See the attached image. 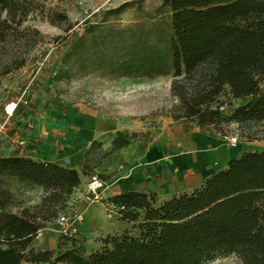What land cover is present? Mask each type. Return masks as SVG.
Returning a JSON list of instances; mask_svg holds the SVG:
<instances>
[{"label": "trees", "instance_id": "obj_1", "mask_svg": "<svg viewBox=\"0 0 264 264\" xmlns=\"http://www.w3.org/2000/svg\"><path fill=\"white\" fill-rule=\"evenodd\" d=\"M159 2L171 14L169 31L151 30L156 40L147 41L141 50L133 48L126 58L100 70L121 78L173 77L171 94L180 104L177 115L171 116L174 121L211 127L222 137H227L233 122L250 131L262 125V131L245 138L260 133L264 140V0ZM37 8L36 0H0V41L13 27L21 28ZM82 45L83 41L73 44L60 79L70 80L79 71L71 60ZM24 66V60L14 63L0 71V77ZM224 94L230 102L252 99L232 117H225L221 106L214 107ZM139 137L117 133L107 151L94 141L85 153L82 174L94 175L107 157ZM5 178L42 188L45 196L40 204L14 212ZM80 185L81 173L76 169L1 157L0 264H205L228 255L242 264H264V152L244 154L200 189L176 195L160 206L155 194L127 192L114 198L111 204L125 208L120 214L139 226L140 238L129 232L108 237L104 247L92 253L75 236L63 237L57 250L33 249L46 225L68 211Z\"/></svg>", "mask_w": 264, "mask_h": 264}, {"label": "rangeland", "instance_id": "obj_2", "mask_svg": "<svg viewBox=\"0 0 264 264\" xmlns=\"http://www.w3.org/2000/svg\"><path fill=\"white\" fill-rule=\"evenodd\" d=\"M36 3L38 8L23 26L19 29L13 27L5 41H0V71L25 61L24 67L0 77V126L6 124L0 129V158H28V148L36 145L35 142L27 141L21 145V140H8L6 134H10L12 125H37L42 118L54 124L68 114H97L107 120L121 117L126 121L141 120L148 124L158 118L177 115L180 104L170 90L173 77L121 78L117 73L100 70L102 66L108 69L109 64L126 58L133 48L141 50L147 41L156 40L157 35H150L151 30L156 29L159 34L160 30L169 31L171 14L161 7L159 0H36ZM35 30L38 35L33 32ZM79 41H83L81 51L71 60V63H77L79 71L70 80L60 79L64 59L73 44ZM24 93L27 103H21L14 117L7 120L6 106L18 101ZM251 99L230 102L224 94L214 107L221 106L223 115L232 117ZM29 129L27 126L19 133L21 139L27 140ZM262 129L260 125L250 131L233 122L226 134L228 138L237 137L239 145L248 142L253 151L264 152L260 133L254 138H245ZM112 137L106 135L103 140H97H101L104 151H107L104 145ZM139 138L149 139L145 134H140ZM104 163L94 175L105 177L101 174ZM5 180V187L13 194L11 210L14 212L40 204L45 196L42 188L27 186L16 179ZM46 227L58 230L56 222ZM129 233L132 237H141L137 224ZM51 234L50 231L47 235L41 231L32 248L48 251L44 249ZM205 264L242 263L235 255H228Z\"/></svg>", "mask_w": 264, "mask_h": 264}, {"label": "crops", "instance_id": "obj_3", "mask_svg": "<svg viewBox=\"0 0 264 264\" xmlns=\"http://www.w3.org/2000/svg\"><path fill=\"white\" fill-rule=\"evenodd\" d=\"M45 119L37 125H12L6 138L12 142L21 140V145L35 142V147L27 150L28 158L34 161L57 164L81 173V185L71 196L68 211L84 213V220L74 221L71 229L73 236L85 241L89 253L103 248V241L108 237H121L135 226L124 221L121 214L109 217L103 205L88 206L83 200L89 176L83 175L81 169L85 153L94 141L117 133L149 137L132 141L103 162L101 174L107 179L100 178L106 184L104 198L110 203L124 193L138 192L157 195L160 206L176 195L200 189L207 179L228 170L231 161L255 152L248 142L231 148L228 137L220 136L211 127L183 119L174 121L171 117L158 118L150 124L121 117L107 120L97 114H68L54 124ZM27 126L30 128L27 140L21 139L19 133ZM104 146L110 150L111 141ZM49 231L53 234L47 238L44 250H57L63 237L58 230L44 229L46 235Z\"/></svg>", "mask_w": 264, "mask_h": 264}, {"label": "built area", "instance_id": "obj_4", "mask_svg": "<svg viewBox=\"0 0 264 264\" xmlns=\"http://www.w3.org/2000/svg\"><path fill=\"white\" fill-rule=\"evenodd\" d=\"M23 103L26 104L27 100H25V93L19 98L16 102L9 103L5 108V114L7 120H10L14 117L18 106ZM3 124L0 126L2 130L4 128ZM229 145L231 148H237L239 146V140L237 137H230L228 138ZM106 189V184L101 180L98 175H91L89 177L88 183L86 185L85 193L83 196L84 202L88 205H103L107 210V215L109 217L114 216L116 213H121L125 211L124 207H118L114 204L109 203L104 198V192ZM84 220V213L83 212H76L74 214H70L69 211L60 215L56 222V227L58 228V232L62 234L64 237H71L72 235V223L74 221H83Z\"/></svg>", "mask_w": 264, "mask_h": 264}]
</instances>
